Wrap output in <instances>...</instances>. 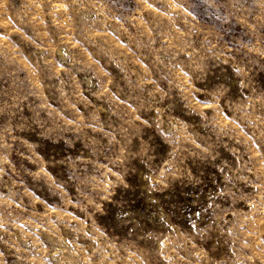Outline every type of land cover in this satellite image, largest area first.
Returning <instances> with one entry per match:
<instances>
[{"label":"rangeland","instance_id":"374dc122","mask_svg":"<svg viewBox=\"0 0 264 264\" xmlns=\"http://www.w3.org/2000/svg\"><path fill=\"white\" fill-rule=\"evenodd\" d=\"M0 264H264V0H0Z\"/></svg>","mask_w":264,"mask_h":264}]
</instances>
